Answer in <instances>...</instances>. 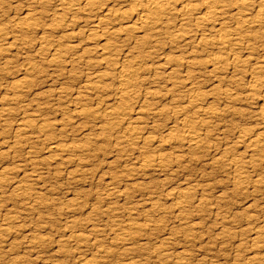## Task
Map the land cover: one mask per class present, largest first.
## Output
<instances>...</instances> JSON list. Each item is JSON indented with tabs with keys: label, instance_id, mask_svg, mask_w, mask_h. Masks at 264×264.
Instances as JSON below:
<instances>
[{
	"label": "bare ground",
	"instance_id": "6f19581e",
	"mask_svg": "<svg viewBox=\"0 0 264 264\" xmlns=\"http://www.w3.org/2000/svg\"><path fill=\"white\" fill-rule=\"evenodd\" d=\"M10 1L0 0V14L5 11V5L8 6L9 10L6 13L8 14L7 16H0V72H2L3 68L12 64L11 55L16 58L17 52H21L23 57L20 58L21 70L19 71H22L20 74L34 78L37 74L45 73L41 69L42 67L40 68L39 66V63L43 61L42 63H45L48 69L45 74L50 78L51 85L52 83H57L59 86L49 92L54 94L55 97L58 96L57 104H49L50 106L39 103V97H43L45 96L43 94L47 93L44 90L41 94L36 95L34 100L24 104L25 98L30 92L26 80H18V82L5 85L2 89L10 94L7 99L8 102H11L12 105L22 104L19 108L20 111L23 109L28 110L32 102L35 103L33 108L34 111H37V114H30L22 122L16 123V125L18 124L16 127L18 134L12 136L14 141L6 142L12 148H26L28 151H25V161L17 167L14 165V168L10 169L1 164L0 190L7 187L9 189L8 201L18 202L20 205L28 207L26 210L28 209V212H31L29 215L35 214L39 221L40 219L44 220L45 217L39 213L42 209L47 211L49 218L47 216L42 221L43 225L39 223V225L19 226L18 228L10 229L8 226L17 227L19 224L20 213L11 212L7 210V207L1 205L0 209L4 208V211L7 212H3V214L0 211V255L8 257L14 255L15 252L21 251L29 256L35 255L36 257L33 261L29 259L27 261H35L37 264H55L58 260H54V258H72L76 260L73 264H107L108 262L117 264L125 256L122 254L124 251L121 252L118 249L119 252L116 250V246L126 249L133 245L131 248L143 251L147 249L148 234L159 232L155 237L159 238L160 245L153 246L148 252L149 255L153 254L154 256L152 257L156 259L151 264H169V262L187 264L189 255L186 250L181 249L175 253H168V250L172 249L169 247L171 244L170 240L173 237L172 233L169 230L167 231L165 226L157 224L158 222L154 223L155 221L149 219L151 217L148 214L150 210L143 212L145 214L142 216L139 214L142 220L137 218L124 219L115 213L118 209L114 207L116 209L114 210L109 207L113 211L108 210L104 203L106 201L112 202V200L125 196L130 197L127 190H122L119 187L121 186L119 182L124 179V181L128 180L127 182H129V178L138 176V172L134 170L138 169L137 171L140 172L153 170L155 171L154 173L167 172L172 169L173 164L179 165L182 163L180 158H183L184 153L193 155H202L203 153V156L210 158L209 161L213 164L212 167L214 165L220 166L225 173L232 175V183L230 184L234 186H232L234 190L235 186L239 189L241 188V190L246 186L249 188V185L258 186L255 184L259 181L252 178L255 175L253 174L254 176H252L250 174L251 177L246 174L247 169L256 171L264 168V0H58V10L56 8L51 13L47 11V8L51 5L49 0H28L32 1V4L24 10L17 9L18 7L11 5ZM111 2L120 4L119 8L115 9ZM79 15H82L81 18L83 16L86 17V21L85 19L83 21L84 27L87 25L88 30L86 32L82 31L81 26L79 27V24H81L79 23ZM59 31L62 32L61 35L57 34ZM80 35H84L86 40L84 42L89 43V45L87 44L90 46L89 50L88 48L84 50L85 55L91 54L88 57H85L84 54H79V50H77L81 41ZM81 42L83 43V40ZM163 48L173 49V52L169 55L158 56L161 50L162 53L165 50ZM134 51H136V55H134ZM239 51H241V54ZM242 52L243 54L245 53V56H242ZM16 63L18 64V62ZM74 65L93 67L96 71L91 74H85L86 77L80 85L82 91H79L78 86L75 92H71L68 95L69 102L73 105L72 112L68 111L72 113L70 115L67 111L59 112L61 110L59 108L61 106L60 102H62L61 98H63L61 94L65 91L63 81L64 79H73L75 74L72 76L71 73L74 70ZM12 72L16 71L13 70ZM201 74L208 75L218 83V85L211 86L210 94H212V99L216 97V100L222 102L223 110L213 105L214 99L213 102L208 101L207 91L210 90L201 91L197 82H195L196 75L201 77ZM225 79H228L227 81L231 86L228 85L223 88V85H219V83L221 84L220 81ZM61 80L63 81L60 83ZM241 80L242 82H240ZM106 94L110 97L108 100L100 98L101 95L106 96ZM94 95L96 96L95 102L93 101L94 99L92 100ZM242 95L245 101H249L255 107H258L259 127L257 126V129L256 127L253 129L238 128L236 132L234 129L233 134H231L234 139L236 138L233 149H230L229 152H225L224 149L223 152H215L217 150L213 153L209 152L208 149H212V147L208 144L210 140H208L209 137L207 138V135L211 131L215 132L218 130V127L220 128L224 113H229L230 105L233 107L237 101L239 103L241 101L239 97ZM86 100H90L94 104H89L90 106L88 107L84 102ZM218 101L217 103L219 104L220 102ZM41 105L44 106L42 107ZM50 111L56 113L55 116L60 115L59 113L62 112L59 123L45 119L46 113L49 114L51 113ZM9 114L8 109H1L0 116L2 119L0 121L5 124L7 118L10 117ZM92 117L95 118L97 124H92L94 125L93 127L90 125L92 127L90 129L91 132L95 133L96 137L103 142L113 143L114 150H109L108 154L117 156L123 152L132 163L131 167H128L127 170L125 169L127 176L121 177L120 173L118 174L119 171L116 172L118 176L116 173L110 176L111 178L103 184L104 196L100 197L98 195L99 197H96L97 199L92 205H84L86 208L89 207L87 208L90 210L89 214H87L89 215L87 216L89 220L85 217L88 222L81 224L79 219L75 220L74 218V220L67 221V217H64L73 213V211L76 212V207L80 208V202L76 203V199L70 200V198L67 200L70 205L64 206L63 202H59L54 197L50 198L51 200L48 198V200L43 194L34 192V187L38 186L42 176L51 170H46L50 166L49 161L57 159L59 161L61 159L60 162L65 164L63 167H66V163L70 165V163L74 164L77 161L80 164L79 156L81 155L83 158L87 152L90 154V145H79V140L69 139L73 133L69 136H64L65 132L62 127L66 124H71L75 118L78 121L79 118L87 120ZM157 119H164L165 124H170V126L165 128L164 133H160L161 136H153L152 132L150 133L154 128L158 129L160 127ZM216 122L219 123L217 124ZM12 125H10V128ZM221 133L223 134V132ZM218 135L212 140L221 143L220 140L223 139L218 138ZM96 137H94L95 142L98 140ZM38 140H40L42 147L39 152H36L33 144H38ZM170 141L176 144V151L174 150L175 152L173 151L169 154L163 153L165 145ZM235 144L244 149L243 155H247L246 157L249 158L246 163L235 157ZM100 148H103V145ZM100 151L103 150L100 149ZM40 152L41 155H45V158H40L41 161L38 162L36 158L39 157ZM254 154H259V158L254 159ZM2 156L9 157L8 153H3L0 150V157ZM71 157H73V161L69 159ZM85 160L83 162L87 163L88 160L87 162ZM79 164L71 171V176L73 175L72 172L77 176H79V173L80 175L88 174V171L85 172L86 169H84L85 171L80 170ZM82 166H85V164ZM131 170L137 174L129 173ZM90 171L92 173V170ZM172 173L171 176L173 175ZM55 176L57 175L55 174ZM127 177L129 178L126 180ZM167 181L169 180L163 179L161 182L164 184H161L165 187L168 184L166 183ZM205 187L201 186L200 189H197L196 186V189H191L190 187L189 189L165 190L164 197L174 204L173 210L175 212L179 214L190 213L189 215L192 216L191 212L194 213L193 211L208 208L207 199L203 198L208 192V185ZM256 193L258 194V192ZM1 197L0 202L5 198ZM158 199L148 196L147 199L145 198V202L152 204L153 200ZM160 200L162 199L160 198ZM117 202L113 203L116 205ZM95 204L99 206L95 208ZM14 205L16 204L14 203ZM100 206L106 208L104 210L106 215H101V218L98 215L99 218L96 217L93 220L91 218L92 213L95 210L96 212L101 211L98 210V208H102ZM153 207L150 208L153 209ZM127 209L129 210V208ZM152 213L158 216L165 214L164 210L161 211L158 208H154ZM220 214H217V216ZM220 216L222 217V215ZM170 217L173 218V215ZM184 217L186 218L187 216ZM178 218L180 217L178 216ZM189 218L192 219L191 217ZM225 218V216L221 218L223 224L226 222ZM56 220L61 222L56 224ZM191 229V227H187L189 232L193 231ZM257 229L264 230V221L261 227L259 226ZM34 232L53 235V237H56V241L53 240L54 242L49 241L48 243L46 239L48 236L45 238L43 235H33ZM258 232L256 231L257 234ZM154 234L156 235V233ZM257 234L253 235L252 241L263 247L264 242H261L263 239L260 240L259 236L256 238ZM18 235L21 236L19 242ZM225 239L227 238L225 237ZM105 243L110 246L105 245ZM51 246L52 249H50ZM258 247L256 248L258 249ZM261 247L259 249H262ZM49 252L51 253L50 255L48 254ZM44 254L49 256H43ZM17 260V258H12V264H21ZM251 262L252 264H261L264 262V254L252 257L249 263L251 264Z\"/></svg>",
	"mask_w": 264,
	"mask_h": 264
},
{
	"label": "rangeland",
	"instance_id": "374dc122",
	"mask_svg": "<svg viewBox=\"0 0 264 264\" xmlns=\"http://www.w3.org/2000/svg\"><path fill=\"white\" fill-rule=\"evenodd\" d=\"M10 2H11V5L17 6L18 7L17 9H19V10L20 9L24 10L25 8H27V6H30L32 4L31 3L32 1H28V0H11ZM49 2H50L49 4H51L50 6H52L53 8L49 6L47 8V11H49L51 13L56 8L58 10V5H59V1L58 0L57 1L56 0H54V1L53 0H49ZM111 4L114 5L115 9L119 8V6H120V4H118L117 2H115V4H114V2H111ZM112 5H111V7H112ZM4 9H5V11H3V13L0 14V16H2V15L3 16H7L8 15V14H6L9 11L8 10V6L5 5ZM79 16H80L79 17V21H80L79 23H81V24H79V27L81 26L80 28L82 29V31L86 32L88 30L87 29V25H86V27H84L85 24H83L84 19L86 21V17L83 16V18H81L82 15H79ZM10 17H11V14H10ZM63 30H65V29H63ZM57 34L61 35L62 32L59 31ZM57 34H55V35L57 36ZM80 36H79V38H80L81 41L83 40L84 44L79 40L81 44L79 43V47H78L77 50H79V54H84V50H86L87 48L89 50L90 46H88L89 43H85L84 42V41H86L85 40V36L84 35H82L83 37L82 36L80 37ZM70 42H72V41H70ZM163 49H165V48H163ZM90 52H92V51H90ZM160 52H159L160 55L158 53V56L165 55V54L169 55V54H171L173 52V49H169L168 50V48H166L165 50H163V53H162V50ZM133 53H134V55H136V51H134ZM239 53L241 54V51H239ZM90 55L91 54H86V55L84 54L85 57L86 56L88 57ZM257 55H259V54H257ZM242 56H245V53L243 54V52H242ZM10 57L9 58L11 59L12 64L9 65V67L6 66L5 68H3L4 67L3 66L2 67L3 68V70H2L3 73L0 72V111H1V109H8L9 112H10V114H9L10 117L7 118L5 124H4L3 121H0V133H1L0 134V148H1L0 150H1V152L8 153V155H9L8 158L6 156L5 157L4 156L0 157V166H1V164H4V166H6L7 168L11 169V168H14L13 167L14 165H15V167H17L23 161H25L26 152L28 151V149H26V148L25 149L24 148L20 149L18 147H16L17 149H15V147L12 148L11 145L7 144L6 142L14 141L12 136L13 135L16 136V134H18L17 133L18 131L16 129L18 124L16 125V123L22 122L25 118H27L26 116H28L30 114H37L36 113L37 111L36 110L34 111L33 107H35L34 106L35 103H33V102H32V104L30 103L31 104L30 107H29L30 110L28 108V110L27 109H25V110L23 109L22 111H20L19 108L21 107L22 104H14V105H12L11 102H8L7 99L9 98L10 94L7 93L6 91L2 90V89L5 87V85H9L11 83L18 82V80H26V82L29 85L30 92L27 94V97L25 98L26 100H25L24 104H27V103H29V101L34 100L35 99L34 97L36 95H38V94H41L42 91L44 90V92L47 91V93L43 94L46 97L45 96H43V97L40 96L39 97V100H40L39 103L40 104H46V106L48 104V106H50L52 104H57L58 96L55 97L54 94L49 93V92H52L54 89H57L59 85L57 83H55L56 85L53 84V83L51 85V81H49L50 78L45 74L46 70L48 72V69L46 68L45 63H42L43 61H41L39 63V66H40V68L42 67L41 69L45 73L40 74V75L37 74V75L34 76V78H31L30 76H27V75L23 76V74H20V73H22V71L21 72L19 71V70H21V68H20L21 67V65H20L21 64V59L20 58L23 57L21 52H19V53L17 52L16 58H13L14 55L13 56L11 55ZM16 62H18V64ZM14 63H16V64H14ZM76 66L74 65V70L71 73L72 76L75 74L73 76V79H68V80L64 79V81L63 80L60 81V83L63 81V83H64L63 88H64L65 91L61 94L62 96L60 95L63 98H61L62 102H60L61 106L59 108L61 110H59V112L60 111H64V112L70 111V112H72L73 105L70 104V102H69L70 100H69V96L68 95L71 92H75L77 90L78 86H79V91H82V89H80V85L84 81L86 75L94 73L96 71L93 67H85V66H82V65L77 66V67ZM78 67H79V69H78ZM10 70H11V72H10ZM13 70H15L16 72H12ZM165 73H167V72H165ZM18 74H20V75H18ZM204 76H206V75L201 74V77H198V75H196V81L195 82H197V85L200 87L201 91H205L206 92L207 90H210V91H207V93H208V97H207L208 101L209 102H211V101L213 102V99H214L213 105H215L217 108L223 110L224 106H223V104H221L222 102L216 100L215 99L216 97H213V99H212V97H211L212 94H210L211 93V89L210 88H212L215 85H218V83L215 82V80H213V78L209 77L208 75H207L208 77L207 76L204 77ZM225 80H226V82H224ZM225 80H221L220 81L221 84L219 83V85L220 86L223 85L222 86L223 88L225 86H228V85L231 86V84H229V82L227 81L228 79H225ZM242 80L240 82H242ZM202 83H204V84H202ZM238 93H240V92H238ZM106 96H108V97L106 98ZM106 96L105 95H101L100 98H102L103 100H106V99L108 100L110 97H109L108 94H106ZM95 97H96L95 95L92 96V100L94 99L93 100L94 102H95ZM239 98L241 99L242 102L240 101L238 103V101L237 102L235 101L236 103H235V105H233V107H232V105H230L231 106L230 112L229 113H227V112L224 113L223 120L220 123V128L218 127V130H216V131L214 130L215 132L211 131V133L208 134L209 136L207 135V138L208 137L210 138V139L208 138V140H210L208 144H209L210 147H212V149L211 148L208 149L209 152L211 151L213 153L215 150H217L215 152H223L224 150H225V152H229L230 149H233L232 147L234 145V142L236 143V138L234 139L232 137L233 135L231 136V134H233L232 132L234 131V129H235V132H236V130H238V128L239 129H246V128L247 129H251V128L253 129L254 127H256V129H257V126H258V123H259L258 122V119H259L258 118V112H259L258 111V107L256 106L257 107L256 108L254 104L250 103L249 101H245L243 99V95L241 97H239ZM217 101L220 102V103L218 104ZM46 102H48V103H46ZM84 102L86 103V106H88V107L91 104H94V102L92 103L90 100H86ZM41 106L43 107L44 105H41ZM53 106H55V105H53ZM15 112H17V113H15ZM70 112H68V113L71 115L72 113H70ZM18 113H20V114H18ZM61 113H59L60 115H57V116H55L56 113H53V112H51L49 114L46 113L45 119H50L49 121L59 123V120L61 118ZM47 115L49 116V118H48ZM23 116H24V118H23ZM21 118H23V119H21ZM41 118L43 119L42 115H41ZM1 119L2 118L0 116V120ZM79 119L77 121V118H75L73 120V122H72L73 124L72 123L71 124H66L67 126L66 125L63 126L62 130H64V132H65L64 136H67V135L69 136L71 133H73L69 137V139H73V140L75 139L74 141L79 140L78 141L79 145H84V146L90 145L89 146V148L91 147L90 148V154H88V152H87V154L83 158L80 155L79 156L80 164L77 161L74 164L70 163V165L66 163V167H68V166L71 167L72 166L71 168L70 167H68V168L63 167V166H65V164H62L60 162L61 159H59V161H58V159L55 160V161L54 160L53 161H49L50 166L48 165L49 167L46 166L48 168H46V167L45 168H46V170L47 169L48 170L51 169V170H49V171L47 170L48 171V172H46L47 174L43 175L44 177L42 176V179H41L39 185L34 187V192L43 194L46 199H48V198L50 199V198L54 197L55 199H58L59 202H63V204H65L64 206L70 205L69 204L70 202H67L68 199H70V198H71L70 200L76 199L75 200L76 203L80 202L79 203V207L80 208L78 209L77 208L78 206H77L76 207V212L73 211V213H71L73 215L68 214L67 216H64V217H67V221L74 220V218H75V220L79 219L81 224H85L89 220L88 217H87L89 215H87V214H89L90 210L87 209L89 207L86 208V207H84V205H87V206L92 205L95 202V199H97L96 197H99V196L103 197L104 196L105 191H104V185L103 184H104V182H106V180L111 178L110 176H113L118 171H119L118 174L120 173L121 177L122 176L123 177L127 176L126 170L128 169V167H131V163L132 162L124 155V153L122 151L121 152L123 154L121 153V154H118L117 156H115L114 154H110V153H109L110 155L108 154L109 150L110 151L114 150V148H113L114 146L112 145L113 143H111V142L110 143L109 142L108 143L107 142H103L100 138L98 139L96 137V134L91 132V130H90L95 124H97L96 123L97 121L95 120V118L92 117V118H89L87 120L86 119L84 120V119H81V118H79ZM171 120L173 121V119H171ZM172 121H170V122H172ZM157 123L160 125V127H158V129L154 128V130L150 131V133L152 132L151 134L153 136H161L160 133L161 132L164 133L165 128L170 126V124H168V125L165 124L164 119H157ZM3 124H4V126H3ZM92 124H94V125H92ZM7 125H9V126H7ZM10 125H12L11 128H10ZM70 125H71V127H70ZM161 127H163L164 129L161 128ZM3 128H6V129H3ZM220 131L223 132V134H225V135H223ZM14 132H16V133L14 134ZM153 132H156V133H153ZM5 133H6V135H5ZM163 133H162V135H163ZM84 134H85V136H84ZM217 135H218V138H222L223 139V140H220L221 143H217L216 141L212 140L215 137H217ZM210 136H212V137H210ZM94 137H96V139L101 140V141L96 140V142H95V140H94L95 138ZM38 141H39V143L37 142L38 144H33V146L35 147L34 151H36V152H39L40 148L42 147L41 143H40V140H38ZM171 142L172 141L168 142L167 145H165V147L163 149L164 150L163 153L169 154V153H172L174 150L176 151V148H177L176 144H174V142H172V143ZM237 144H239V143H237ZM237 144H235V157L237 159L241 160V162H245L246 163L247 159L249 160V158L246 157L247 155H245V156L243 155L244 154V152H243L244 149L241 148V147H238ZM94 145H95V147H94ZM101 145H103V148L104 147H107V148H104V149L100 148ZM2 146H4V147H2ZM10 147H11V150L13 152L10 150ZM98 147L100 149H102L104 152L100 151V149ZM108 147H110V148H108ZM106 152H107V154H106ZM94 154H96V155H94ZM256 154L253 155L254 159H258L259 158V154L258 155H256ZM87 155L88 156L90 155V157H88ZM120 155H122V156L124 155V156L122 157ZM42 157L45 158V155H43V154L41 155V152H40L39 157L36 158V160L39 162V161H41L40 158H42ZM241 157H243V158H241ZM81 158H82V160H81ZM85 158H86V160H85ZM189 158H190V160H189ZM69 159H71L73 161V157H71ZM180 159H181L182 163L179 164V165L176 164V163L173 164L172 169L168 170L169 172L168 171L167 172L164 171V172L154 173L155 171H153V170H149V171H145V172L137 171L138 169L134 170V171L138 172V176H136L134 178L127 177L126 180L129 178L130 179L129 182H127L128 180L124 181L125 180L124 178H123L124 179L123 181L119 182L120 185H121L119 187L122 190H124V189L127 190L128 191V196H130V197H126L125 196L126 198L122 197L123 199L119 198L117 200H112V202L106 201L104 203V205L106 207H108V210H112V209L116 210V209H118V210H116L115 213H117V215L119 217L121 216V218L123 217L124 219H126V218L136 219L137 218L138 220H142V219H140L142 217H139V214H140V216H142V215L145 214V213L143 214V212H148L150 210L148 212V214L151 216L149 219H152V221H155L154 223L158 222L157 224H159L161 226H165L166 227L165 229H167V231L168 230L171 231V233H172L173 237L171 236L172 237L171 240H170L171 244L169 246L172 249L168 250V253H170V254L171 253H175V252H177L178 250H181V249L186 250L187 254L189 255L188 256L189 260L187 261V264H200V263L201 264H250L249 262L252 259V257L254 258L255 256H260V255L264 254V246L261 247L260 244H256V242L254 243L252 241L253 235L257 234L256 231L258 232V230H259V229H257V227H259V226L261 227L262 222L264 221L263 220L264 219V185H263L264 184V178H263L264 177V172H263L264 168L263 169H261V168L257 169L256 171L251 170V169H247V174L246 175L247 176H251V175L254 176L255 175L254 177H252V176L251 177L253 179H256L257 181H259L261 183L260 184L258 182L257 184H255V185H258L259 187L258 186H252V185L250 186L249 185L248 186L249 188H247V186H246V187H243V189L241 190V188L239 189L237 186H235V190H234V188H233L234 186L232 184H230V183H232V181H231L232 180L231 179L232 175H229V174L225 173V171H223V169L220 166L214 165L212 167L213 164H211V161H209L210 158L208 159V157L203 156V153H202V155H200V154L193 155V154H189V153H184L183 154V158H180ZM84 160L86 162L88 160V162L85 163V162H83ZM66 161H67V159H66ZM81 161H82L83 164H85V166L86 165H88V166H86V167L82 166L83 164L81 163ZM78 164L80 165L79 167H81L80 170L85 171L84 169H86L85 172L88 171L87 172L88 174L84 173V174H86L84 176V174L80 175V173H79V176H77L76 174L74 175V173L72 172V174L74 176L73 175L71 176V171H73V169ZM57 165L60 166L61 168L58 167ZM117 166H119V167H117ZM82 167H84V168H82ZM63 169H65V170H63ZM90 170H92V173H90L91 172ZM134 171L132 172V170H131L129 173L137 174V173H134ZM170 172L173 174L172 176H171ZM54 173L57 176H55ZM124 173H126V174L124 175ZM248 173H249V175H248ZM90 174H91V176H90ZM94 174H95V177H94ZM118 174L116 173L117 176H118ZM13 177H15V176H13ZM74 179L75 180L77 179L78 182H77V180L75 181ZM134 179H136V180H134ZM163 179L169 180V181L166 182L168 184H166L165 187H164V185H162L164 183L161 182ZM260 179H262V180H260ZM158 184H160V185H158ZM199 185H200V187H198ZM207 185H208V187H207ZM161 186H163V188H165V189L161 188ZM196 186H197V189H200L201 186L202 187H205V186L207 187V191L208 192L205 194L206 196L203 197V198L205 200L207 199L206 202H207L208 208H205V209H202V210L199 209L197 211H193L194 213L191 212V214H193L192 216L189 215L190 213L189 214L188 213L187 214H179V213L175 212V210H173L174 204L172 202L168 201L164 197V194H165L164 191L165 190L178 189V188H180V189H189L190 187H191V189H196ZM5 188L0 190V197L1 196L5 197L4 200L2 199V202H0V206L3 205L4 207H7V210H10L11 212L12 211L17 212V213L19 212L20 213V217H21L17 227L8 226V228L13 229V228H18L19 226H32V225L34 226V225H39V223H40V225H43L42 221H44L45 218H47V216H48L47 215V211L45 209H42V210L40 209L41 211H39V213H41V215L43 217L44 216L45 217H44V220L40 219V221H39V218L35 214L29 215L31 212H28V209L26 210V208H28V207L20 205V203H18V202L16 203V202H12V201L10 202V200L8 201L7 196H8L9 189L7 187H5ZM244 188H246V189H244ZM50 190H53V191H50ZM79 191H80V193H79ZM87 191H89V192H87ZM256 192H258V194ZM134 194H135L136 197L134 196ZM148 196L149 197H155L156 199H158L160 197L162 200H160V198L158 200H153V202H152L153 205L150 203L152 206H154L153 209H152V208H150L152 206L148 202H145V198L147 199ZM115 201H118L116 205L113 203ZM14 203L16 205H14ZM97 206H99V205L95 204V208H97ZM83 207H84V209H83ZM100 207H102V208H100V209L98 208V210H101L102 212L101 211H97L96 212V210H95V212H94L95 214L92 213V216H91L92 219L93 218L96 219V217L97 218H99V217L101 218L102 216L106 215L105 212H104V210L106 208L103 207V206H100ZM109 207H111L112 209L111 208L109 209ZM127 208H129V210ZM130 208H132V209L130 210ZM154 208H158L161 211L164 210L165 214L162 215V216L154 215L152 213L154 211ZM209 208H211V209H209ZM214 209H215V211H214ZM84 210H85V212H84ZM211 210H213V211L211 212ZM254 210H256V211H254ZM0 211L2 213L3 212L4 213L7 212V211H4V208L2 210L0 209ZM43 211H45V212L43 213ZM98 212H101V213H98ZM215 213H217V214L221 213L220 215H222V217H224V216L226 217L225 218L226 222H224L225 224H223V222L221 220L222 217L220 215H218L219 216L218 217L217 214H215ZM84 214H86V215H84ZM197 214H198V216H196ZM93 215H95V216L93 217ZM98 215H100V216L98 217ZM172 215H173V218L170 217ZM215 215H216L217 219H216ZM71 216H72V218H70ZM178 216L180 218H178ZM184 216H187V217L185 218ZM189 217H191L192 219H190ZM208 217H209V219H208ZM48 218H49V216H48ZM83 218H84V220H82ZM183 218H185V219H183ZM250 219H251V221H249ZM252 219H254V220H252ZM183 220H184V222H183ZM188 220H190V221H188ZM229 220H230V222H229ZM36 221H37V224H36ZM55 222H56V224H58L61 221L60 220H58V221L56 220ZM175 222H176V224H175ZM187 227H189V228L191 227L192 228L191 230H193V231L189 232L187 230ZM198 227H199V229H198ZM182 231H183V233H182ZM250 231H251V233H250ZM227 232L230 233V234H228ZM247 232H248V234H247ZM153 233H156V235L155 234L153 235ZM153 233L148 234L149 241H147L148 244L146 245V248H147L146 250L142 251V250L135 249V248L133 249V248H131L133 245L129 246L127 248L123 247V248H126V249H122L121 246H116V250L119 249L121 252L124 251L122 254L125 256V257H123L120 260V263H117V264H125V263L126 264H143V263L144 264H149V263L151 264L152 262H154L156 260L154 257H152L154 255L153 254L149 255L148 252L153 248V246H159L160 242H159V238L155 237V236H157L159 234V232L158 233L157 232H153ZM37 234H39L38 236L43 235L45 238L48 236L49 238L48 237L46 238L48 243H49V241H52V242L56 241V237H53V235H46V233H39V232H34L33 233V235H37ZM224 236L228 240L225 239ZM258 236L260 237L259 238L260 240L263 239L261 242H264V230L263 229H260L258 234L255 237L257 238ZM262 236H263V238H262ZM20 237L21 236L18 235V237H17L18 238V242L20 240ZM175 237H176V240H175ZM221 237H222V239H221ZM195 239H196V241H195ZM186 242H187V244H186ZM105 245L110 246V245H108V243L107 244L105 243ZM189 246H191V247H189ZM258 246L261 247L262 249H259ZM256 247H258V249ZM50 249H52V246H51ZM125 251H126V253H125ZM145 252H147V253H145ZM142 253H143V255H142ZM48 254L50 255L51 253L49 252ZM25 255H27V254H24L21 251L15 252L14 255L8 256V257L7 256L4 257V256L0 255V264H5V263L6 264H12V262H13L12 258H17L19 260V261L18 260L17 261L19 263L21 262V264H22V262H23V264H37V263H35V261L34 262L29 261V260L33 261V259H35V257H36L35 255H32V256L27 255L28 257L25 256ZM47 255L44 254L43 256L47 257ZM9 257H12V258H9ZM150 257H152V258H150ZM124 258H126V259H124ZM27 259H29V260L27 261ZM88 259H90V257H88ZM147 259H149V260H147ZM54 260H58L59 261V262L57 261L55 264H60V263L61 264H73L74 261L76 262V260L72 259V258H67V259L66 258H61V259L60 258H58V259L54 258ZM189 261H191V262H189ZM109 263L110 264H114L112 262H108L107 264H109ZM166 264H168V263H166ZM169 264H174V263L173 262H169ZM251 264H252V262H251ZM261 264H264V262H262Z\"/></svg>",
	"mask_w": 264,
	"mask_h": 264
}]
</instances>
